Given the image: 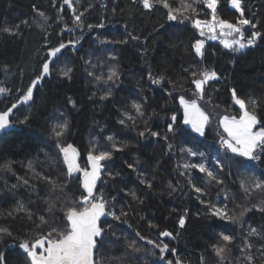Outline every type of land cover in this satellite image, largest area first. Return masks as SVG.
<instances>
[{
    "label": "trees",
    "instance_id": "1",
    "mask_svg": "<svg viewBox=\"0 0 264 264\" xmlns=\"http://www.w3.org/2000/svg\"><path fill=\"white\" fill-rule=\"evenodd\" d=\"M153 2L156 6L145 9L133 0H72L73 12L63 0H0V87L8 90L0 95V111L21 99L40 75L49 50L66 45L50 62V72L33 87V98L13 109V127L0 132V166L7 164L10 169L0 167V228L7 229L0 233L4 264H29L20 244L53 227L62 229L67 223L64 205L86 195L82 173L67 175L58 144H71L77 150L81 169L87 168L90 150L111 152V158L102 161L94 193L102 191L111 200L108 211L120 219L109 215L100 222L105 231L95 260L221 264L211 245L223 244L220 234L224 233L234 241L223 264H249L246 255L252 256L251 264H264L260 251L264 211L258 210L264 208V191L249 195L241 188L242 180L249 187L253 178L264 180V153L253 161L231 153L220 143L225 136L219 124L225 115H240L233 103L234 89L240 98L259 102L255 111L264 127V0H241L244 18L257 25L255 29L244 26L245 36L261 33L254 45L232 51L213 39L204 42L203 55H197L193 45L206 36L191 20L211 19V10L198 2L195 14H184L191 19L177 14L178 19L170 21L168 9ZM170 3L180 7V0ZM80 13L77 25L74 16ZM217 15L231 23L240 18L228 0H218ZM69 68L71 72L64 76ZM112 70L117 77L108 80ZM205 70L215 71L217 79L204 86V98L198 99L193 95L192 73ZM181 96L196 99L210 117L204 135L197 136L182 124ZM134 103L142 105L143 115L135 111ZM25 117L27 122L19 123ZM65 120L68 129L55 137L53 126ZM170 123L174 132L168 131ZM187 149L197 155H189ZM199 163L213 171L220 183L198 169L184 167ZM42 177L63 185L64 192L54 190ZM194 187L202 191L197 193ZM52 202L55 208L49 212ZM20 205L23 211L17 210ZM213 205H226L228 214L236 217L245 209L250 211L233 223L212 215ZM121 211L127 215L121 216ZM253 228L256 234L249 236ZM164 231L172 235L161 236ZM132 241L140 251L128 246ZM245 241L251 248L242 252ZM163 244L168 250L161 253L155 245Z\"/></svg>",
    "mask_w": 264,
    "mask_h": 264
},
{
    "label": "snow or ice",
    "instance_id": "2",
    "mask_svg": "<svg viewBox=\"0 0 264 264\" xmlns=\"http://www.w3.org/2000/svg\"><path fill=\"white\" fill-rule=\"evenodd\" d=\"M63 2L67 4L73 12H75L72 0H63ZM141 2L145 9L153 7V0H141ZM155 2L162 4L164 8L168 9L167 16L170 21L178 19V15L185 19H191V17L185 16L184 14L188 12L195 14L197 10L194 7V4L198 2L203 3L205 7L211 10V19H192L191 22L193 26L200 31V35L202 37L205 35V31L211 33L212 35L209 36L210 39H216L217 30H219L218 34L220 37H223V39H221V43L224 48L232 51H240L246 46L254 45L256 38L261 36L259 31H253L249 37L245 36L244 26L248 25L255 29L257 25L252 23L250 19L244 18V12L241 8V0H229L232 7L240 13V18H238L235 23H231L217 15L218 0H191V2H188V0H180V7L176 8L172 7L170 0H155ZM76 3H79V0H76ZM40 15L43 16V13ZM82 16L83 13L75 15L74 23L79 25L81 23ZM89 27L91 28L92 26L89 25ZM4 30L8 31V29ZM227 37L232 38L227 39ZM65 47L66 45L64 43H60L57 47L51 48L48 52V58L42 64L40 75L32 81L31 85L26 89L21 99L17 101V103H13L11 107L7 108V110L0 111V131L13 127L10 121V115L12 114L13 109L17 107L18 103H27L33 98V87L36 86L38 82L50 72V62H52L54 58H58V54L61 53V50ZM203 47V40H197L193 45L197 55H203ZM70 72L71 69L69 68L62 74L64 76H68ZM192 75L194 77L192 84L195 86L193 95L198 99H203L205 94L204 86L209 81L217 79V74L215 71L205 70L201 71L199 74L194 72ZM197 75L199 78H195ZM114 77H117V73L115 70H112L108 76V80H112ZM97 79H99V77H97ZM153 83H159V81L153 80ZM7 92V89L0 87V95ZM232 98L234 104L239 106L240 115L238 118L236 116L225 115L219 120V124L223 128L224 133L227 134L226 138L221 136L220 143L223 147L235 155L244 157L249 161L258 160L260 159L259 153H264V127H260L259 130H255L256 126L259 124L255 111L260 106L259 102L252 98H249L247 101L240 98L234 89L232 90ZM180 104L184 109L183 123L190 125L193 132L204 135V129L206 124L209 122L210 117L199 107L197 100L193 99L189 101L181 96ZM249 105H251V111L249 110ZM133 107L138 114L143 115L141 104L134 103ZM129 119H133V117L129 116ZM171 119L175 122L177 117L173 115ZM27 120L28 117H25L24 120L19 121V123H26ZM121 123H123V121H121ZM67 129L68 122L65 120L63 122L56 123L53 126L52 131L55 137L60 138ZM168 131H175L173 124L170 123L168 125ZM140 135L143 136L144 133L141 132ZM152 135L157 136L159 134L153 132ZM107 139L111 141L113 138L109 136ZM58 147L60 153L63 155V163L67 166V175L72 176L74 172H81V187L87 194H82L78 200L73 199L71 204L64 205L66 208L64 219L67 223L62 229L59 227H53L46 234L38 235L34 240L23 241L20 244V248L27 253L30 264H102L101 261L94 259V250L98 249L100 241L103 240L105 231L98 222L102 216L107 215L113 216L114 219H120V217L116 216L115 213L107 210L109 202L105 200L103 192L101 191L98 195L94 193L96 181L101 173V162L109 160L111 158V152L106 150H97L96 152H93L90 150L87 156L88 168L81 169L77 163V150L71 144H68L67 146H60L58 144ZM93 148H95V145H93ZM169 148H171V145H169ZM257 150H259V152ZM187 152L189 155H197V153L191 149H187ZM199 155L203 157L204 154L199 153ZM0 167L10 170L7 164ZM29 167H31V165H29ZM129 167H132V165H129ZM184 167L186 169H198L200 172L205 173L209 179L216 180L217 183H220L215 173L206 168L203 163L185 164ZM42 179L51 183L54 190L59 189L60 192H64L63 185L56 184L55 181L48 180L47 177H42ZM24 182L27 183V181ZM141 182L143 183L144 181ZM148 186L151 187V184ZM241 188L249 195H251L254 190L264 191V180L253 178L250 187L242 180ZM194 190L197 193L202 191L198 187H194ZM133 195L135 194L133 193ZM113 200H115V197H113ZM254 207L256 206L254 205ZM54 208L55 203H49L47 211L52 212ZM17 210L23 211V205H20ZM258 210L264 211V208H259ZM210 211L214 216H218L221 219L235 223L238 221L239 217H243L245 212L250 211V209L242 211L239 214V217L229 215L226 205L224 208H218L213 205L211 206ZM126 215V213L121 211V216ZM40 222L41 224H45L47 221L43 216H41ZM179 224L181 227L184 226L185 219L183 216L180 217ZM36 227L39 228L40 225H37ZM109 227L111 226L109 225ZM256 231L257 230L253 228L249 231L248 235H255ZM4 232H7V229L0 228V233ZM7 234L11 235V233ZM137 235H139V233H137ZM160 235L169 237L172 233L164 231L161 232ZM140 238L144 239V237ZM220 238L224 241V243L213 244L211 247L215 255L220 258L221 264H223V261L227 259V254L231 252L228 245L234 241V237L221 233ZM147 243L154 244L152 240H148ZM128 246L135 251H140V249L136 247L135 241L130 242ZM155 246L160 248L161 253L168 250L167 244H163V246ZM250 248L251 244L245 241V246L241 249V251L243 252ZM172 251L175 252V249ZM260 251L261 255L264 256V249H261ZM245 259L249 261V264H251L253 258L251 255H246ZM0 264H4V257L2 255H0ZM169 264H173V262L169 261ZM175 264H181V262L176 260Z\"/></svg>",
    "mask_w": 264,
    "mask_h": 264
},
{
    "label": "rangeland",
    "instance_id": "3",
    "mask_svg": "<svg viewBox=\"0 0 264 264\" xmlns=\"http://www.w3.org/2000/svg\"><path fill=\"white\" fill-rule=\"evenodd\" d=\"M228 6L230 7V8H232V9H234V10H236L235 8H233L232 7V5L229 3V0H228ZM210 36V35H209ZM209 36H206V38H205V40L204 39H202L204 42L205 41H211V40H213V39H210L209 38ZM223 45V44H222ZM233 103H234V101H233ZM236 105V104H235ZM238 108H239V106L238 105H236ZM240 110V109H239ZM181 112H182V110H181ZM183 114H184V112H182V124L185 126V124L183 123ZM222 118V117H221ZM220 118V119H221ZM238 118V117H237ZM219 119V120H220ZM186 127V126H185ZM187 127H189V128H191V126L189 125V126H187ZM220 128L222 129V131H223V128L220 126ZM259 128H260V125L258 124L257 126H256V128H255V130H259ZM223 133H224V131H223ZM224 136H225V138L227 137V134L226 133H224ZM244 158V157H243ZM87 168H88V166H87ZM75 173H77V172H75ZM95 194H100V192H98V193H95ZM105 198V197H104ZM105 200H107L106 198H105ZM108 202H109V204L111 203V200H107Z\"/></svg>",
    "mask_w": 264,
    "mask_h": 264
},
{
    "label": "built area",
    "instance_id": "4",
    "mask_svg": "<svg viewBox=\"0 0 264 264\" xmlns=\"http://www.w3.org/2000/svg\"><path fill=\"white\" fill-rule=\"evenodd\" d=\"M133 1H137L143 7V4H142L141 0H133ZM154 6H156V4L153 2V7ZM207 34H211V33H208L207 31H205V35H207ZM220 41H221V37L219 35H217V38L215 39V42L216 43H220ZM109 212H111V211H109Z\"/></svg>",
    "mask_w": 264,
    "mask_h": 264
},
{
    "label": "water",
    "instance_id": "5",
    "mask_svg": "<svg viewBox=\"0 0 264 264\" xmlns=\"http://www.w3.org/2000/svg\"><path fill=\"white\" fill-rule=\"evenodd\" d=\"M77 163H78V165H79V162H78V156H77ZM101 164H102V162H101ZM87 166H88V161H87ZM101 172H102V168H101ZM101 174V173H100ZM99 179V178H98ZM98 179H97V181H98ZM81 180H82V178H81ZM96 181V182H97ZM86 193V192H85ZM87 194V193H86ZM107 219H109V216L107 215V216H102L101 218H100V221L98 222V223H100L101 221H103V220H107ZM95 251H96V249L94 250V253H95ZM27 259H28V261H29V263H30V260H29V258L27 257Z\"/></svg>",
    "mask_w": 264,
    "mask_h": 264
},
{
    "label": "crops",
    "instance_id": "6",
    "mask_svg": "<svg viewBox=\"0 0 264 264\" xmlns=\"http://www.w3.org/2000/svg\"><path fill=\"white\" fill-rule=\"evenodd\" d=\"M179 106H180V108H181V110H182V112H184V109H183V107H182V105L180 104V100H179ZM183 120H184V114H183ZM185 126L187 127V126H189V125H186L185 124ZM206 127V126H205ZM190 131H192L191 130V128H189V127H187ZM205 130V129H204ZM193 132V131H192ZM194 134H196L197 136H202V135H200L199 133H195V132H193Z\"/></svg>",
    "mask_w": 264,
    "mask_h": 264
},
{
    "label": "flooded vegetation",
    "instance_id": "7",
    "mask_svg": "<svg viewBox=\"0 0 264 264\" xmlns=\"http://www.w3.org/2000/svg\"><path fill=\"white\" fill-rule=\"evenodd\" d=\"M26 257H27V253H26ZM30 264V263H29Z\"/></svg>",
    "mask_w": 264,
    "mask_h": 264
},
{
    "label": "bare ground",
    "instance_id": "8",
    "mask_svg": "<svg viewBox=\"0 0 264 264\" xmlns=\"http://www.w3.org/2000/svg\"><path fill=\"white\" fill-rule=\"evenodd\" d=\"M158 4V3H157ZM219 35V34H218ZM32 180V179H31ZM20 256V255H19Z\"/></svg>",
    "mask_w": 264,
    "mask_h": 264
}]
</instances>
